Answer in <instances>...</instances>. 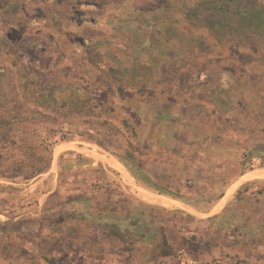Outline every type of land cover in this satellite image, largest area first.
<instances>
[{
	"label": "rangeland",
	"instance_id": "374dc122",
	"mask_svg": "<svg viewBox=\"0 0 264 264\" xmlns=\"http://www.w3.org/2000/svg\"><path fill=\"white\" fill-rule=\"evenodd\" d=\"M94 1L0 0V10L8 4L0 12V83L4 89L18 93L21 70L17 63H21L25 73L31 74L33 69L37 72L33 71L31 81L51 89L66 84L84 89L91 102L104 101L113 110L111 114L121 111L114 117L127 120L129 127L125 130L120 121L105 116L107 111L99 112L101 107L96 110L98 116H65L30 104L27 110L24 103L14 105L6 118L0 112V133L18 131V136L10 138L12 143L0 140V264H129L132 260L124 259L126 253L133 256L138 249L132 252L125 247V254L120 256L108 244H160L162 236L168 248L154 255L153 264H178V251L201 261L237 250L248 254L253 244L258 245L254 251L264 258V180L241 185L219 213L197 219L169 205L138 198L106 166L89 161H81L85 164L80 166L70 154L59 159L56 187L38 207L41 193L51 183V174H44L49 169L50 151L60 141L103 150L128 172L125 164L130 165L134 174H129L140 185L162 188L160 193L178 196L201 211L208 209L238 174L264 167V114L237 116L214 104L216 94L230 84L226 70L201 71L180 87L179 95L195 89L214 93L209 101L194 91L192 101L198 106L188 108L183 116L158 114L150 104L134 103L121 109L124 105L114 102L116 95L96 82L94 71H87L85 55L105 50L98 34L109 21L107 15L113 13L96 6ZM54 11L66 14H53ZM131 51L134 53V49ZM100 56L99 67L108 65L109 59ZM109 58V63L116 62L112 56ZM76 88L74 93H79ZM21 114L35 118L28 128L34 137L27 143L21 141L18 126H5L8 118L15 121ZM101 120L113 126H105ZM31 160L35 168L42 170L27 177V161ZM117 189L142 204L154 206L137 212L135 221L142 230L137 234L141 240L133 237L131 241L129 234L116 236L92 224L95 220L89 214L91 208L119 206ZM73 195L88 198L71 199ZM133 198L124 199L137 204ZM81 210H86L83 219L74 217L71 221L75 224L66 226L68 231L51 221L61 213Z\"/></svg>",
	"mask_w": 264,
	"mask_h": 264
},
{
	"label": "trees",
	"instance_id": "16d2710c",
	"mask_svg": "<svg viewBox=\"0 0 264 264\" xmlns=\"http://www.w3.org/2000/svg\"><path fill=\"white\" fill-rule=\"evenodd\" d=\"M94 4L113 12L107 15L109 21L104 23L105 29H101L98 34V39L105 48L98 54L105 55L106 60H109L108 65L103 63L99 67L102 56L85 55L87 71H94L96 82L100 86L104 84L111 95H116L114 102L123 104L121 109L126 110L134 103L150 104L158 114L173 116L175 113H182L183 116L188 108L198 106L192 101L194 91H198L200 96L209 101L214 93L204 94L203 90L195 89L179 95L180 87L189 84L193 75L201 71L226 70L231 81L227 88L216 94L218 99L215 106L226 112H235L237 116L254 117L264 114V0H107L104 3L95 0ZM7 5L6 3L0 12ZM69 5L67 2L66 7ZM53 14H66V11H54ZM109 56L116 62L109 63ZM17 64L21 70V77L16 85L18 93L4 89L0 83V112L5 118L14 105L24 103L27 110V105L30 104L44 112L65 116L85 113L98 116L96 110L101 107L99 112L107 111L105 116L120 121L114 116L121 111L111 114L113 110L106 107L104 101L95 99L91 102L84 89H77L72 84L51 89L38 81H31L34 69L31 74L25 73V67L21 63ZM247 66L251 68L246 69ZM75 88L80 92L74 93ZM40 114L47 117L45 113ZM33 118L21 114L15 121L8 118L5 126H18L19 133L23 136L21 141L27 143L34 137L33 131H28L29 126L34 123L32 120L35 121ZM100 123L113 126L108 120H101ZM120 124L125 130L129 129L127 120L122 119ZM15 135L18 136V131L16 134L13 131L2 132L0 140L12 143L9 140ZM244 156L246 155L243 154L242 157ZM27 165V177L42 170L41 167L35 168L32 160L27 161ZM125 166L133 175L130 165ZM151 189L162 192V188L157 186ZM115 194L119 206L112 204L91 208L89 214L95 220L93 226L102 231L114 232L116 236L129 234L131 241L133 237L141 240V236L137 235L139 230L142 231L136 225L137 212H142L143 210L139 211L142 207L149 210L154 206L142 204L120 189ZM125 197L133 198L137 204L126 201ZM80 198L86 199L88 196H71V199ZM160 209L166 210L164 207ZM85 212L86 210L61 213L51 221L60 227L65 226L62 231H68L70 228H66L67 224L74 225L71 220L74 217L77 220L83 219ZM161 239L160 244H105L112 246L110 250L120 256L125 254L122 253L125 247L132 252L138 249L133 256L129 252L124 258L134 263L152 262L156 253L166 252L168 248L165 236Z\"/></svg>",
	"mask_w": 264,
	"mask_h": 264
},
{
	"label": "water",
	"instance_id": "95a60500",
	"mask_svg": "<svg viewBox=\"0 0 264 264\" xmlns=\"http://www.w3.org/2000/svg\"><path fill=\"white\" fill-rule=\"evenodd\" d=\"M63 151H73L90 159L97 160L106 164L117 173L118 177H120L122 182L129 188L130 192L138 198L148 202H150L149 200L152 199L156 202L167 204L169 205V208L178 209L179 211H182L197 219L210 218L219 213L225 206L227 201L230 199L234 191L238 189L242 184L256 179L264 180V167H254L243 171L224 188L222 194L208 210L201 211L178 198L165 195L163 193L151 190L140 185L133 179L126 168L114 156L103 150L91 147L87 144L77 143L73 141H60L54 144L50 151V167L46 172L55 173V163L57 156ZM46 172L44 174H46ZM52 186L54 187V183Z\"/></svg>",
	"mask_w": 264,
	"mask_h": 264
},
{
	"label": "crops",
	"instance_id": "0c3cea01",
	"mask_svg": "<svg viewBox=\"0 0 264 264\" xmlns=\"http://www.w3.org/2000/svg\"><path fill=\"white\" fill-rule=\"evenodd\" d=\"M71 154V156L73 157L72 159H73V161H75L77 164H80V166L81 165H83V164H85V163H82L81 161H89V162H96V163H100V164H102V165H104V166H106L108 169H110V171L112 172V173H114L117 177H118V175H117V173L113 170V169H111L110 167H108L106 164H104V163H102V162H99V161H97V160H93V159H90V158H88V157H85V156H83V155H81V154H78V153H75V152H73V151H63V152H61V153H59V155L57 156V159H56V163H55V173H53V172H46V174L47 175H49V174H51V183H50V187H49V189L48 190H45L44 191V193H41V195H40V198L38 199V207H40V204L43 202V200L45 199V197L48 195V194H50L53 190H54V188L56 187V182H57V173H58V171L59 170H57V166H58V161H59V159H62L64 156H66V155H70ZM51 157V156H50ZM50 163V162H49ZM49 167H50V164H49ZM248 170V169H247ZM244 171H246V170H244ZM239 175V174H238ZM237 175V176H238ZM236 176V177H237ZM235 177V178H236ZM119 179H120V177H118ZM234 178V179H235ZM233 179V180H234ZM135 180V179H134ZM120 181L122 182V180L120 179ZM253 181H257V179L256 180H252V181H249V182H253ZM53 183H54V187L52 186L53 185ZM123 183V182H122ZM247 183V182H246ZM124 184V183H123ZM245 184V183H244ZM125 185V184H124ZM243 185V184H242ZM126 186V185H125ZM52 187H53V189H52ZM127 187V186H126ZM128 188V187H127ZM129 189V188H128ZM237 191V189L234 191V193L232 194V196L230 197V199L233 197V195L235 194V192ZM223 192V191H222ZM46 193V194H45ZM45 194V195H44ZM222 194V193H221ZM220 194V195H221ZM219 195V196H220ZM218 199V198H217ZM216 199V200H217ZM229 199V200H230ZM215 200V201H216ZM228 200V201H229ZM214 201V202H215ZM227 201V202H228ZM213 202V203H214ZM213 203L208 207V209L213 205ZM208 209H206V210H208ZM257 248H258V245L257 244H253V247L251 248V251H249L248 252V254L247 253H242V254H240L239 253V251L237 250L236 251V253H234V254H230V255H226V256H228V257H230L232 260H234L235 262H236V264H264V258H263V256H258V253H257V251H254V250H257ZM238 249V248H237ZM207 254H209V253H206V255H205V258H207V257H209V256H207ZM222 255H225V254H221L220 256H222ZM196 259H198L200 262H202V263H204L206 260H208V259H206V260H204V261H201V259H199V258H196ZM116 260L117 261H119V258L118 257H116ZM132 262H130L129 264H131ZM117 264V263H116ZM133 264V263H132ZM137 264H153V262H149V261H145V262H139V263H137Z\"/></svg>",
	"mask_w": 264,
	"mask_h": 264
},
{
	"label": "built area",
	"instance_id": "2783aa9c",
	"mask_svg": "<svg viewBox=\"0 0 264 264\" xmlns=\"http://www.w3.org/2000/svg\"><path fill=\"white\" fill-rule=\"evenodd\" d=\"M177 258L178 264H236L234 260L226 255L212 257L202 263L198 259L188 256L183 251H178Z\"/></svg>",
	"mask_w": 264,
	"mask_h": 264
},
{
	"label": "bare ground",
	"instance_id": "6f19581e",
	"mask_svg": "<svg viewBox=\"0 0 264 264\" xmlns=\"http://www.w3.org/2000/svg\"><path fill=\"white\" fill-rule=\"evenodd\" d=\"M147 198V197H146ZM149 200V199H148ZM150 201H152V202H154V203H159V202H156L155 200H150ZM160 204H163V203H160ZM163 205H167V204H163Z\"/></svg>",
	"mask_w": 264,
	"mask_h": 264
}]
</instances>
